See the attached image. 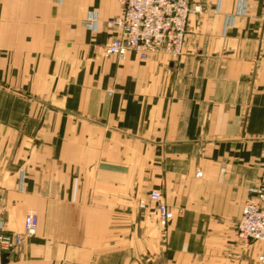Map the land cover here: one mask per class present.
<instances>
[{"label":"crops","instance_id":"obj_1","mask_svg":"<svg viewBox=\"0 0 264 264\" xmlns=\"http://www.w3.org/2000/svg\"><path fill=\"white\" fill-rule=\"evenodd\" d=\"M192 3L181 56L121 61L119 0H0V225L39 220L5 264H260L237 224L264 173V0Z\"/></svg>","mask_w":264,"mask_h":264},{"label":"built area","instance_id":"obj_2","mask_svg":"<svg viewBox=\"0 0 264 264\" xmlns=\"http://www.w3.org/2000/svg\"><path fill=\"white\" fill-rule=\"evenodd\" d=\"M123 6L120 16L109 21L119 29V34L106 47L105 53L124 61L134 52L141 58L161 52L179 57L183 53L189 17L199 10L192 0H119ZM92 26V19L88 21ZM93 27V26H92ZM198 176L201 172H198ZM150 198L156 203L153 214L159 224L167 226L174 217L173 210L164 201L162 192L151 191ZM39 220L33 213L24 218L21 234L6 232L0 225V264H5L8 252L24 244L36 235ZM238 238L247 245L261 242L259 261L264 264V174L258 186L250 189L238 223Z\"/></svg>","mask_w":264,"mask_h":264},{"label":"rangeland","instance_id":"obj_3","mask_svg":"<svg viewBox=\"0 0 264 264\" xmlns=\"http://www.w3.org/2000/svg\"><path fill=\"white\" fill-rule=\"evenodd\" d=\"M134 53V52H133ZM106 54V53H105ZM107 56H109V55H107ZM264 174V173H263ZM262 174V175H263ZM262 177V176H261ZM260 180H261V178H260ZM153 190H158V189H152V190H150L149 191V194H148V196H147V198L146 197H144V198H142V199H140V201H139V206L142 208V209H146L147 211H148V215L159 225V227L160 226H162V225H160L159 224V221H158V218L156 217V215L155 214H153L152 213V211L154 210V208H155V206H156V203L150 198V194H151V191H153ZM243 213V212H242ZM34 214V213H33ZM242 217V216H241ZM241 219V218H240ZM240 221V220H239ZM239 223V222H238ZM168 226V225H167ZM167 226H164V227H167ZM163 227V226H162ZM237 238H238V224H237ZM238 240H239V238H238ZM240 241V240H239ZM253 242H255V241H251L249 244H247V245H245L244 244V246L245 247H247V246H249L250 244H252ZM243 244V243H242ZM247 263L248 264H252V260H251V258L249 259V260H247ZM260 264H262L261 262H260Z\"/></svg>","mask_w":264,"mask_h":264}]
</instances>
